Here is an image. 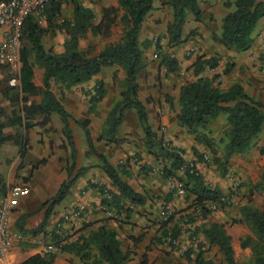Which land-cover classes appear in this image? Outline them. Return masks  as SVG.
<instances>
[{
    "label": "trees",
    "instance_id": "trees-1",
    "mask_svg": "<svg viewBox=\"0 0 264 264\" xmlns=\"http://www.w3.org/2000/svg\"><path fill=\"white\" fill-rule=\"evenodd\" d=\"M116 1L118 8L122 11L118 19L121 25L120 37L118 41L105 45L98 53L87 56L84 51L78 48V40L88 30L92 34L108 35L115 22L118 8L102 7L99 20L92 23L94 19L92 10L81 5L77 0H49L42 9L44 27L39 26L31 14L27 15L21 23L20 68L16 76V85L6 84L9 73L6 65L0 60L1 94L11 107L8 115H5L0 107V145L6 140H12L18 146V155L21 158L27 149L26 133L36 124V117L40 116V124L44 125L49 121L50 113L54 112L63 125L64 140L60 147L67 146L69 149L68 159L65 160L66 177L59 183L55 193L40 206L43 213L42 220L36 227L25 229L22 226L23 216L18 217L14 225L21 233L32 235L38 233L52 208L65 197L69 187L87 169L86 165L77 161L78 151L73 140L71 123H76L82 131L86 146L84 155H91L95 158L97 166L109 179V184L116 189V192L106 189L109 200L102 196L99 204L112 209L115 214L122 213L123 218H128L132 211L130 206L144 203L145 196L133 191L120 178L117 169L109 163L106 155L95 150L87 129L88 119L81 122L75 121L50 89V81L66 88L90 80L102 67L112 64L123 70V78L120 82L122 89L118 97L111 103L105 117L104 127L97 139L114 142L123 113L128 108H132L140 125L142 143L146 152L155 158L167 160V164L161 168V176L175 178L183 184L189 206L195 207L199 215L206 218L212 212V209L209 208L210 203H216L218 208L226 205L220 200L223 193L219 188L205 183L198 173L190 174L185 171L182 173L183 177L176 175L183 159L176 152L162 147V139L157 137L149 127L145 107L137 97L136 75L144 67L142 49L150 45V40L144 39L138 42L137 37L145 14L152 9V0ZM64 3L71 5L70 19L60 18V8ZM165 3L170 6L172 12L165 27L167 42L170 45H176L181 41V27L186 11L189 10L194 20H198L200 10L196 0H166ZM222 5L225 7L232 5L233 9L222 16L220 32L213 36V39L236 52L246 51L252 45V33L258 20L264 18V0H223ZM53 29H66L68 32V38L63 42V51L60 53L45 50L40 41V37L45 31ZM30 55H33V61L42 66L41 86L39 87L32 82L33 70L32 63L29 61ZM156 56L159 59V65L163 66L166 71L177 69V60L169 53L159 52ZM260 58H264V53ZM215 64L214 57L206 59H201L200 56L195 57L192 63V72L195 78L183 83L178 90L179 109L176 118L178 124L184 126L186 131L193 136L194 141L209 149L219 175L224 176L227 172L226 164L229 158L234 154L246 152L255 145L257 134L264 121V103L250 97L237 82L226 88H219L214 83L215 76L198 75L204 65L211 68ZM34 95L40 96L39 102L29 98ZM104 95L102 81L95 80L92 95L88 99V113L93 111L95 104ZM220 114L225 115L227 129L224 132L225 140L218 139L222 145L221 153L217 154L213 138L209 137L203 128ZM7 126L16 127V131L11 135H4L3 128ZM259 151L262 153L263 147H260ZM192 152L197 157L196 150L192 148ZM140 167H143V164ZM146 169L150 171L151 167ZM251 188L258 192L264 190V172L258 176ZM97 189L103 195L105 188L102 185H97ZM170 191L173 192V189ZM6 193L7 187L0 175V197L5 196ZM166 198L164 197V200ZM238 214L239 217L233 221L243 222L250 229V234L240 240V246L249 247L252 264H264V207L257 208L243 204L238 207ZM163 224L165 225V222ZM195 230L201 234L203 241L197 242L194 248L185 250L186 259L189 257V253H193L192 264H211V260L203 258L202 255V247L207 243L216 246L224 264H235L230 237L222 223L207 222L203 227L194 228V232ZM168 231H170V240H173L180 233V227L178 225H173L170 228L165 227L161 230V236H166ZM56 237H51V241ZM54 244L56 250L74 251L80 264H125L126 262V255L120 247L117 231L105 224H100L87 234H79L73 241L63 242L58 246V241H56ZM53 254L54 252L34 253L16 264H52ZM138 264H146L144 254ZM161 264L175 263L166 258L162 260Z\"/></svg>",
    "mask_w": 264,
    "mask_h": 264
},
{
    "label": "crops",
    "instance_id": "crops-1",
    "mask_svg": "<svg viewBox=\"0 0 264 264\" xmlns=\"http://www.w3.org/2000/svg\"><path fill=\"white\" fill-rule=\"evenodd\" d=\"M77 1L92 10L94 14L92 23L99 20L102 7L118 8L116 0ZM165 1L152 0V9L145 14L140 25L137 37L140 39H138V42L147 39L150 40V45L142 53L144 67L136 75L137 97L145 107L147 123L155 135L166 140L169 146L179 149L183 162L193 161L197 173L205 183L218 187L223 194H229L231 203L229 202L224 207L213 210L207 216V221L223 224L226 233L230 237L235 264H252L249 247L240 246V240L250 234L249 227L243 222H237L230 227L226 223L227 217L232 213H234V217H239V206L248 204L256 207L252 203V197H242V194L237 197L234 192H227V187L231 183L226 175L220 176L208 161L199 160L193 155L192 148L196 152H202L203 145L194 141L193 136L186 131V128L178 124L176 114L179 109L177 103L179 87L186 81L195 78L192 72V63L196 56H200L201 59L209 57L216 59L215 66L209 68L204 65L198 74L199 76L212 77L216 75V85L219 88H226L237 82L250 97L264 103V74L262 73L263 68H260L264 64H261L258 55L259 51L264 52V43L261 47L258 45V43L264 42V18L259 19L254 28L251 47L246 51L236 52L232 48L222 46L213 39V36L219 34L221 18L229 11L231 5L225 7L222 5L221 0H196L200 10L199 19L194 20L193 16L187 19L186 14L181 27V41L176 45L167 44L161 48L162 52L169 53L177 60V69L166 71L164 74L161 70L156 69L159 65L156 54L148 52V50L152 48L151 39L155 38L156 34L162 35L159 43L167 40L165 27L171 18V8ZM121 12V9L118 8L114 23L116 25L111 26L108 35L103 37L99 33L92 34L88 30L80 36L78 48L86 52L84 40L90 41L94 45V49L87 56H92L103 48V43L107 45L118 41L121 34V25L118 23ZM33 16L39 26H45L42 16L37 14ZM60 18H71V5L69 3L61 5ZM2 30L0 28V36ZM67 38L68 32L66 29H53L52 31H45L41 35L40 41L45 50L60 53L63 51L62 44ZM101 39V45L95 46V42ZM190 45L195 46L196 55L183 59L181 57L182 51H185L184 49H187ZM29 61L32 63V82L39 87L41 86L42 66L33 61V55H30ZM187 66H189L188 69ZM116 68L115 65L102 67L90 80L66 88L57 84L59 87L57 93L53 88L55 83L50 81V89L75 121L81 122L88 119L87 129L93 140L95 150L106 155L109 163L117 169L120 178L133 191L145 196L142 205L130 206L132 211L128 218H123L124 221H136L151 226L155 214L158 216L161 212H157V206L159 207L160 203L165 208L176 207V209L187 205V203L181 196L170 191L171 178L161 176L160 166L167 164V160L159 157L155 158L152 154L146 152L142 143L140 125L136 115H134L135 113H133L134 110L128 108L123 113L122 121L115 133L114 142L97 139L104 127L105 117L112 100L111 89L114 80L112 73L115 72ZM224 70L226 71L224 72ZM115 74L116 79L123 77L121 69L116 71ZM95 80L102 81L105 95L95 104L93 111L88 113V99L92 95ZM29 98L35 102L40 100L38 95ZM0 107L5 115L10 113L11 107L1 94V86ZM40 121L41 117H36V124L28 129L25 136L27 149L21 158L18 155V146L12 140H6L0 145V175L7 187L6 197L10 205V227L16 231L18 230L14 222L18 217L23 216L22 226L25 229L34 228L40 223L43 216L40 206L55 193L59 183L66 177L65 156L69 154V149L67 146L65 148L60 147L64 140L62 122L54 112L50 113L49 121L46 124L42 125ZM70 128L78 151L77 161L86 165L87 169L69 187L65 197L52 208L38 233L32 235L18 231L21 234V240L16 242L4 257L0 258V264H16L31 254L42 253V248L51 242L55 222L63 214L69 213L75 204L80 203L83 210H87L85 215H88L93 206L94 209H97L102 197L97 185H102L103 188L116 192V189L109 184L107 176L97 166L95 158L91 155H84L86 146L80 127L76 123H71ZM15 131L16 127L7 126L3 128L4 135H11ZM256 141V145H260L264 149V121ZM252 148L248 152L232 155L226 164V168L234 170L241 181H248L249 178L255 176L257 180V176L264 172V169L260 168L255 161V157L258 156L260 159L257 160V163L264 162V151L261 153L259 149L253 150ZM249 151L251 152L249 153ZM38 162L40 163L38 164ZM141 164H143V167H140ZM147 167H151V170L148 171ZM248 168L255 170L254 176L249 178ZM176 175L183 177L179 170L176 171ZM164 197L167 198L164 200ZM259 199H262L261 203L264 207V190ZM125 203L127 204V202ZM137 211L141 214H138ZM149 213L152 214L149 215ZM93 214H90V216H93L92 219L98 220L105 217L101 211ZM117 215V218L123 217L122 213ZM98 222L103 223L104 221ZM80 224V220L72 216L62 222L60 237L63 242L74 240L75 235L80 232L76 231L79 230ZM66 234L69 236H66ZM184 236L185 233L181 230L177 240L184 242ZM53 252L52 264H80L74 251L55 250Z\"/></svg>",
    "mask_w": 264,
    "mask_h": 264
},
{
    "label": "rangeland",
    "instance_id": "rangeland-1",
    "mask_svg": "<svg viewBox=\"0 0 264 264\" xmlns=\"http://www.w3.org/2000/svg\"><path fill=\"white\" fill-rule=\"evenodd\" d=\"M221 1H223V0H221ZM230 1H232V0H230ZM232 9H233V6L231 5L229 8V11ZM171 14H172V12H171ZM186 14H187V19L190 16H192V13L189 10L186 11ZM115 20H116V15H115ZM118 23H119V21H118ZM114 25H116V24H113V26ZM219 30H220V27H219ZM155 36H156L155 38L151 39L152 48L150 50H148V52L150 51L153 54H158L159 52H162L161 48L163 46H166L168 44V42L166 40V41H163V43H159L160 42V36H162V35L156 34ZM138 39H140V38H138ZM100 42H102V39L100 41L99 40L96 41L95 46L101 45ZM84 43H85V48H86V52L84 51L85 54L86 55L90 54L92 49H94V45H92L90 41L87 42L86 39L84 40ZM263 43L264 42L258 43V45L261 47ZM104 46H105V44L103 43V47ZM194 47L195 46L190 45V47H188L187 49H184L185 51H182L181 57L183 59H187L191 55L195 56L196 50ZM145 49L146 48L142 49V53ZM263 53H262V51H259V53H258L259 58ZM145 58H147V57H145ZM158 61H159V59H158ZM261 62H262L261 64H264V58L261 59ZM112 65H115V64H112ZM115 66H117V65H115ZM188 67L189 66H187L186 68L188 69ZM260 68H263L262 73L264 74V65H261ZM119 69H121V68L119 66H117L115 72L118 71ZM156 69L161 70L162 73L166 72L165 68L161 65H158ZM115 72L112 73V77L114 80H113L112 89H111V93H112L111 103L118 97L119 92L122 89L120 82H121L123 77L121 79H116ZM122 72H123V70H122ZM213 76H215L214 77V83H216V75H213ZM53 88L56 90L55 92L57 93L58 88H59L57 86V84H54ZM111 103H110V105H111ZM132 111H133V109H132ZM133 113H135V112L133 111ZM226 129H227V124L225 122V115L224 114H220L217 118L210 120L205 125V127L203 128V130L206 131V134L209 137L213 138V140L215 142L214 144H215V149H216L217 154L221 153L220 147L222 145V143L218 142V139L222 138V140H225L224 132ZM257 137H258V134H257ZM256 143H257V141H256ZM256 143L253 146V148L251 147L253 150H258L261 147L260 145L257 146ZM202 150H203L202 152H197V158L199 160H202V154H205L207 156V160H205V161H208L210 163V165L213 166V169L215 171H218L216 169V164L213 162V155L209 151V149L203 145ZM246 152H248V151H246ZM250 152L251 151H249V153ZM65 157H66V159H68L67 154ZM61 159H63V158L61 157ZM259 159L260 158H258V156L255 157L256 164L260 168L264 169V162L261 161V163H259V164L257 163V160H259ZM162 166H163V164H162ZM162 166H160V171H161ZM247 171L249 173L248 178L250 176H254L255 170H252V168H248ZM229 172L233 175L234 179L228 180L230 183L232 182V184L229 187H227V192H229V193L234 192V194H236L237 197L240 196V194H242V197H244V196L252 197V203L255 204L256 207H262V203H261L262 199L261 200L259 199V197L262 196V191L258 192L256 190H254V188H251L252 184H254V182L256 180L255 179L256 176L253 178H249L248 181H241L236 176V173L232 169H227V172L225 175H227ZM234 183H235V185H234ZM181 185L183 187L182 183H181ZM233 185H234L233 191H231L230 188H232L231 186H233ZM181 198L186 201L187 205H185L179 209H176V207L165 208L164 205H162V203H160L159 207L157 206V208H158L157 212H159V211H161V212L159 213L158 216H157V214H155V217L151 221V223H152L151 226L147 225L146 223H142V224L137 223L136 221L126 222V221H124L123 217L117 218L118 215L115 214L112 211V209L107 210L108 211L107 212V211H103L101 209H94V206H93L90 209L88 215H85L87 210H83V213L78 216L77 219L80 220L81 224H80L79 230L77 229L76 231H80V232L75 235V238H77L79 234H81V235L87 234L89 231H92L95 228H97V226H99L100 224H105V225H107V226H109V227H111L117 231V237H118V240L120 243V247L125 252V255H126L125 264H138L141 261L142 254L145 255L146 264H161L162 260L166 259V258L170 259L175 264H192L191 260L194 257L193 253H189V257L186 259L184 252L187 248H191V249L194 248L197 242L203 241L201 234L196 230L194 232V228L203 227L206 225V223L208 221H207V217L202 218L199 215V212L195 207L189 206V200L187 199L185 192H184V195L181 196ZM97 211L103 212L105 217H103V219H98V220L95 218L92 219L93 216H90V214L94 215L93 213H96ZM137 213L141 214L139 211H137ZM150 214H152V213H149V215ZM114 215H116V217H114ZM233 215H234V213H232L226 219V223H228V227L237 223V222L233 221V220H236V218H237V217H234ZM169 216H171L170 220H169ZM102 220L105 223L104 222L103 223L98 222V221L101 222ZM163 222H165V225L163 224ZM173 225H176V226L178 225L180 227V232H181V230L184 231V233H185L184 242H181V241L177 240V238H175L174 243H169L168 241H169L170 231L167 232L166 236H164V237L161 236V230L162 229H164L165 227L170 228ZM144 228H147V229L144 230ZM136 232H138V233H136ZM190 234H193V235H190ZM66 236H69V235L66 234ZM202 250H203L202 251L203 252V254H202L203 258L210 259L211 264H224L222 259H221V255L217 251L216 246L208 245L207 243H205L204 246L202 247Z\"/></svg>",
    "mask_w": 264,
    "mask_h": 264
},
{
    "label": "built area",
    "instance_id": "built-area-1",
    "mask_svg": "<svg viewBox=\"0 0 264 264\" xmlns=\"http://www.w3.org/2000/svg\"><path fill=\"white\" fill-rule=\"evenodd\" d=\"M48 1L49 0H0V28L3 29L0 36V60L6 65L7 72L9 73V77L6 80V84L9 86L16 85V76L20 68L19 50L21 47V23L23 19L30 14H37L43 17L42 9ZM161 145L169 151L176 152L182 158L181 151L172 146H169L166 140L162 139ZM202 160H207V156L205 154H202ZM178 170L181 173H184L185 171L190 174L197 173L193 161L182 162ZM226 177L228 180L234 179L233 175L230 172L226 175ZM234 185L231 186V191H233ZM170 188L173 189L174 194H177L179 196L184 195V188L182 187L181 182L176 180L175 178L170 179ZM102 196L106 200H109V194L106 189L104 190ZM220 200L227 205L230 202L229 194H223L220 197ZM209 208L212 209V211L218 209L216 203H210ZM97 209H101L103 211L109 210L108 208H106V206L101 204L98 205ZM82 213L83 207L80 203H77L69 213L63 214L62 217L55 222L53 227V233L51 237H57L42 248V253L55 251L56 249L54 243L58 241L57 246L63 243V240L60 237L62 222L68 220L70 216L78 218V216ZM9 217L10 205L5 195L3 197H0V258L4 257L9 249L16 242L21 240V234L10 227ZM174 240L175 239L170 240L169 238L168 242L174 243Z\"/></svg>",
    "mask_w": 264,
    "mask_h": 264
}]
</instances>
